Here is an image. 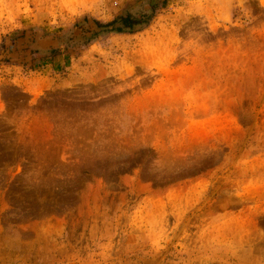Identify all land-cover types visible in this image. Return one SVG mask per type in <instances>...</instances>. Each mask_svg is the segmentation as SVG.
<instances>
[{"label": "rangeland", "instance_id": "rangeland-1", "mask_svg": "<svg viewBox=\"0 0 264 264\" xmlns=\"http://www.w3.org/2000/svg\"><path fill=\"white\" fill-rule=\"evenodd\" d=\"M131 1L0 0V264H264V0Z\"/></svg>", "mask_w": 264, "mask_h": 264}, {"label": "trees", "instance_id": "trees-1", "mask_svg": "<svg viewBox=\"0 0 264 264\" xmlns=\"http://www.w3.org/2000/svg\"><path fill=\"white\" fill-rule=\"evenodd\" d=\"M170 0H133L124 6L112 19L102 22L100 20L84 16L73 27L78 26L83 31V36L74 35V28L54 34L58 46L62 51H76L90 45L94 40L105 34L134 33L147 27L156 14L163 9ZM92 25L90 30L85 25ZM27 30H21L19 34L10 36V44L4 42L0 45V62H10V51L18 38L25 36ZM85 33H88L86 35ZM50 49V53L42 56H32L30 62H21L28 69H36L39 65L50 62L60 52V48ZM27 64L29 66H27Z\"/></svg>", "mask_w": 264, "mask_h": 264}]
</instances>
